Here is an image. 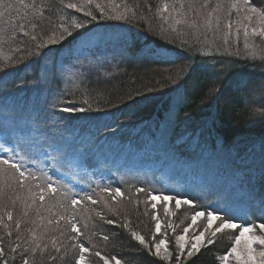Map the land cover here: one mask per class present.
Segmentation results:
<instances>
[{
    "label": "trees",
    "instance_id": "trees-1",
    "mask_svg": "<svg viewBox=\"0 0 264 264\" xmlns=\"http://www.w3.org/2000/svg\"><path fill=\"white\" fill-rule=\"evenodd\" d=\"M168 1L0 0V103L14 107L17 94L36 81L42 59L55 60L100 32L122 35L131 40L120 38L126 56L112 57L94 69L82 66L65 86L56 82L49 116L57 127L97 132L105 143H127L141 152V139L154 136L173 95L180 93L182 103L170 133L172 139L180 137L183 148L173 146L174 154L187 162L202 159L200 163L207 164L208 156L224 148L257 161L255 167L234 163L223 176L237 180L241 188L264 201V117L252 102L259 90L253 89L264 85V61H228L227 56L202 55L196 45L189 49L186 43L172 42L162 26L166 22L159 17L168 9ZM233 1L238 9L228 18L236 21L239 40L264 43V23L258 21L264 19V0ZM250 9H255L256 17L249 16ZM161 50L167 53L159 56ZM28 65L30 74L5 77ZM257 73L260 78H255ZM230 75L247 79L230 83ZM99 113L102 117H96ZM0 137V264H105V260L109 264L117 260L120 264H222L241 227L264 238L257 230L264 219L254 214L252 221L234 219L196 195L146 181L110 178L69 186L23 154L9 153L10 137L2 132ZM199 212L218 219L211 228L207 215L193 222ZM224 221L238 227L213 235ZM188 232L203 234L200 252L193 256H187L185 249L180 254L176 243ZM133 233L142 236L148 247ZM160 241L164 244L156 255Z\"/></svg>",
    "mask_w": 264,
    "mask_h": 264
},
{
    "label": "rangeland",
    "instance_id": "rangeland-1",
    "mask_svg": "<svg viewBox=\"0 0 264 264\" xmlns=\"http://www.w3.org/2000/svg\"><path fill=\"white\" fill-rule=\"evenodd\" d=\"M237 9L233 0H170L168 9L162 10L159 19L166 22L162 26L172 42L186 43L189 49L196 45L199 49H195L202 55L227 56L224 59L228 61H264V43L239 40L242 36L234 27L236 21L228 18L235 16ZM249 16L257 15L250 9ZM258 19L264 23L263 18ZM120 38L125 39L122 35L100 32L59 54L55 60L42 59L37 67L36 81L26 85V91L22 89L21 94H17L14 107L7 105V102L0 103V132L11 139L7 151L17 156L23 154L31 164L58 174L69 186L101 183L110 178L114 182L135 179L177 193L196 195L213 209L223 210L234 219L252 221L253 214L264 219V201L247 192L246 188H241L237 180L223 176V172L229 174V167L234 163L255 167L258 166L257 161L239 156L234 149L224 148H217L214 154L208 156L207 164H201L202 159L187 162L174 154L173 146L182 144L180 137L172 139L170 133L174 113L178 104L182 103L180 93L173 95L171 106L154 136L141 139V152L135 151L127 143H105L103 137H97V132L57 127L49 116L57 91L56 82L65 86L74 81L75 74L82 66L94 69L112 57L126 56V48ZM166 53L161 50L158 55ZM16 72L19 73L17 78L28 75L32 72V66L8 72L5 77L16 78ZM219 74L217 76L222 77ZM255 76L260 78L261 74ZM244 77L230 75L227 80L230 83L242 82L247 79ZM254 90L258 91L253 93L252 102L259 105L257 110L264 117V85H257ZM96 117H102V114ZM0 144H3V137H0ZM253 147L249 146L248 149ZM244 228L238 230L236 238L240 237ZM257 230L264 234L260 225ZM180 236L184 240L177 237L176 243L178 247L184 245L180 247L182 254L184 249L186 253L191 249L200 235L188 232ZM256 237L250 231L241 237L239 244L235 239L234 247L223 258L222 264H264L260 255L264 252L263 245L255 242ZM201 245L202 241L198 246ZM162 255L167 256L165 251ZM250 256L253 259H249Z\"/></svg>",
    "mask_w": 264,
    "mask_h": 264
},
{
    "label": "snow or ice",
    "instance_id": "snow-or-ice-1",
    "mask_svg": "<svg viewBox=\"0 0 264 264\" xmlns=\"http://www.w3.org/2000/svg\"><path fill=\"white\" fill-rule=\"evenodd\" d=\"M69 7H74V5H69ZM253 11H255V9H253ZM77 27H79V25H77ZM3 163L8 164L9 162L7 160H5V161H3ZM13 166L15 167V165H13ZM20 175L23 176L24 173L21 172ZM152 199L155 200V199H157V197H152ZM164 199L167 200L169 198L168 197H165ZM183 203H185V204H191V201L185 200ZM180 204H181V201L177 200L176 201V206L179 207ZM205 215H207L208 227L211 228L213 222L218 219V217L216 215L212 214V213H207V214L205 212L196 213V215L192 217V220H193V222H195L197 216L203 217ZM156 227H157V229H159V224H157ZM237 227L238 226L236 224H234V223H231V222H228V221H224L218 227H216L215 232H213V235H215L216 232H221L223 229H226V228H228V229H236ZM260 229L261 230H264V224L260 225ZM74 231H78V229H74ZM185 231H187V229H185ZM250 231H251V229L244 228L243 231L240 233V237H237L236 238V243L239 244L241 237H243L245 233H248ZM133 236H135L136 239H138L141 244H145V240H144V238L142 236H137L135 233H133ZM178 239L181 240V241H183L184 240V237L183 236H180V237H178ZM254 239H255V242H258L259 244L264 245V238L256 237ZM202 240H203V234H201L200 236H197L196 237V241L197 242L192 245V247H191L190 250H188V252H187V255L188 256H193L194 253L200 252V247L198 245L201 243ZM207 242L208 243H213V241L210 240V239ZM162 244H164V241H160V244H156L155 245L156 255H160L161 254L160 253V246ZM145 247H148V245L145 244ZM180 247L183 248L184 245L181 244ZM84 251L86 252V251H88V249L85 248ZM233 251H235V249H233ZM97 255H100V254L97 253ZM260 255L261 256H264V252H261ZM164 259H168V257L165 256ZM249 259H253V258L250 256ZM81 260H83V257H81ZM105 264H109V262L107 260H105ZM116 264H120V261L117 260L116 261Z\"/></svg>",
    "mask_w": 264,
    "mask_h": 264
}]
</instances>
